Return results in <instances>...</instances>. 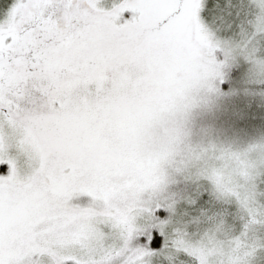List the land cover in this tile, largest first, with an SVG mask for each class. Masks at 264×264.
I'll return each mask as SVG.
<instances>
[{"label": "snow or ice", "instance_id": "1", "mask_svg": "<svg viewBox=\"0 0 264 264\" xmlns=\"http://www.w3.org/2000/svg\"><path fill=\"white\" fill-rule=\"evenodd\" d=\"M0 264H264V0H0Z\"/></svg>", "mask_w": 264, "mask_h": 264}]
</instances>
